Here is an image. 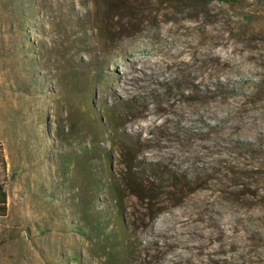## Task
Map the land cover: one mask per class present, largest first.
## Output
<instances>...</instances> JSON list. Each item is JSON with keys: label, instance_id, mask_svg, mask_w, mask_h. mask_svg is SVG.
<instances>
[{"label": "rangeland", "instance_id": "obj_1", "mask_svg": "<svg viewBox=\"0 0 264 264\" xmlns=\"http://www.w3.org/2000/svg\"><path fill=\"white\" fill-rule=\"evenodd\" d=\"M112 1L0 0V264H264V0Z\"/></svg>", "mask_w": 264, "mask_h": 264}, {"label": "trees", "instance_id": "obj_2", "mask_svg": "<svg viewBox=\"0 0 264 264\" xmlns=\"http://www.w3.org/2000/svg\"><path fill=\"white\" fill-rule=\"evenodd\" d=\"M126 3L125 0H113L111 2L112 6H115L118 10L123 9L124 4ZM126 173L125 177L121 178V180H113V183H111L109 188V193L116 199L118 205H121L122 202V195L121 192L122 189H120V186L124 183L126 188L131 190L132 193L138 197L140 200H150L154 199L156 195L154 194V191L152 194L149 193V186L147 187L144 185L143 180L139 179L138 175V165L129 162L126 163ZM0 167H2L3 170H6V162L4 160V157L0 156ZM179 181H177L176 186L179 185L180 190L184 191L186 188H190V186L193 183L192 178H189L188 176H183V178H178ZM123 184V186H124ZM118 186V187H116ZM125 188V187H124ZM124 190V189H123ZM152 192V190H150ZM8 211V194L3 184V179L0 178V217H3L7 214Z\"/></svg>", "mask_w": 264, "mask_h": 264}]
</instances>
